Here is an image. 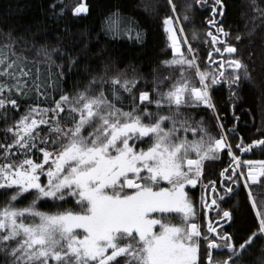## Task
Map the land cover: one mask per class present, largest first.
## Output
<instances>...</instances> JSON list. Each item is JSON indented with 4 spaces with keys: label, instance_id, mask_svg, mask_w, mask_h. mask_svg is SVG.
I'll return each mask as SVG.
<instances>
[{
    "label": "snow or ice",
    "instance_id": "6c2138e0",
    "mask_svg": "<svg viewBox=\"0 0 264 264\" xmlns=\"http://www.w3.org/2000/svg\"><path fill=\"white\" fill-rule=\"evenodd\" d=\"M167 2L173 15H165L162 23L173 55L161 63L170 68L178 66L180 75L166 91L160 90L163 80L157 77L156 98L141 91L139 105L133 95L137 78L117 74L110 78L111 88L106 89V65L104 74L92 75L83 87L74 85L75 94L62 92L51 107L30 104L18 120L7 123L11 109L21 107L20 98H31L35 93L37 98L48 99V81L55 91L65 75L64 71H53V66L63 69L65 65L63 62L57 65L53 59L58 49L36 46L35 32L18 37L11 31L0 32V36L6 37L0 43V119L7 125L3 130L4 142L0 143L3 149L0 189L6 197L0 205V264H253L245 259V253L251 254L257 240L264 241V198L257 199L249 181L258 179L253 170L256 163L260 177H264V161H242L236 152L247 153L256 146L264 150V139L246 143L241 136L240 142L233 144L228 136L237 128L225 127L213 96L214 86L226 81L230 98H235L242 82L251 83L253 78L243 57L236 55L238 45L229 42L231 32L215 18L217 14L225 15L224 0H213V15L207 21L215 29V32L209 29L207 36L211 37L212 45H218L212 50L220 60L216 71L202 68L199 50L186 35H178L184 33V27L177 5L174 0ZM193 3L204 5L207 0ZM252 7L257 14L253 20L264 19V7L257 0H252ZM191 10L193 4L187 6L184 21L190 20ZM64 11L61 8L58 14ZM72 11L78 16L87 13L89 7L79 2ZM125 20L127 25L122 28ZM105 30L113 38L133 31L137 40L146 37L134 18L121 17L119 9L106 18ZM255 30L253 26L248 34ZM198 37L193 29L192 39ZM235 39L242 42L244 34H237ZM18 44L19 52L15 47ZM182 44L187 45V52L182 50ZM32 50L45 57V66L28 59L25 53ZM76 63L77 59L71 57L68 70ZM209 63L216 66L212 52ZM30 65L35 66V72ZM227 68L232 72L220 70ZM194 77L199 78L198 84ZM122 92L133 95L130 110L117 106V102L124 100ZM152 104L156 106L155 112L149 107ZM201 105L216 115L221 129L218 137L209 131L204 118L177 119L183 115L182 107ZM165 106L167 114H162ZM166 121L171 123L170 127H165ZM42 125L47 126L44 134ZM181 131L185 133L183 136ZM189 132L196 138L189 140ZM143 138H147L146 148L137 149L135 143H130L137 140L145 143ZM37 148L42 159L33 158V150ZM225 150L232 161L220 173L226 179L202 186L212 189L211 205L221 209L236 195L239 177H244L243 187L248 189L258 224L242 242H237L236 235L223 228L224 223H235L233 210L223 209L222 216L217 211V219H209L205 229L195 222L198 217L195 200L185 190L186 185L201 183L206 161L219 159ZM18 155L21 158H15ZM245 165L247 174L243 171ZM44 175L47 183L41 179ZM161 181L170 187H161ZM260 182L264 183V179ZM26 194L32 198L20 206ZM66 196L76 198L79 211L53 213L39 207L44 198L63 201ZM201 201L202 207H210L204 196ZM173 214L179 216V223L173 221ZM156 226L158 231L154 230ZM216 252L227 254L216 259ZM258 262L264 264V245Z\"/></svg>",
    "mask_w": 264,
    "mask_h": 264
},
{
    "label": "trees",
    "instance_id": "16d2710c",
    "mask_svg": "<svg viewBox=\"0 0 264 264\" xmlns=\"http://www.w3.org/2000/svg\"><path fill=\"white\" fill-rule=\"evenodd\" d=\"M79 2L87 3L89 11L77 16L72 9ZM174 3L177 5V14L181 18L180 23L184 27V35L182 33H178V35L181 37L186 35L193 47L199 50V62L202 68L216 71L220 60L212 50L218 45H212L211 37L207 36L209 29L215 32V29L207 23L213 15V0H207L204 5L194 4L193 0H174ZM257 3L264 7V0H257ZM189 4H193V10L188 12L190 20L184 21L183 16ZM224 4L226 6L225 15L220 17L217 14L215 18L223 24L226 30L231 32L229 42L238 45L236 55L243 57L253 80L251 83L242 82L235 98H230L228 83L222 81L220 85L214 86L213 96L225 127L229 130L233 127L237 128L234 134L228 136L230 141L233 144H238L240 137L243 136L245 142L250 143L260 136L258 130L264 118V19L253 20L257 14L252 7V0H224ZM61 8H64L65 11L63 14H58ZM117 9L120 10L121 17L134 18L140 28L146 32V37L143 40L136 39L135 31L131 34L125 32L115 38L106 32V18ZM165 15H173L167 0H0V32L11 31L14 37L35 32L36 46L47 45L49 49H58L53 53V59L57 65L61 62L65 65L63 69L53 66V71L57 73L64 71L65 75L61 78V83L55 91L51 87V81H48V99L43 96L37 98L35 93L31 98H20L21 107L18 110L11 109L7 123L18 120L30 104L40 103L41 107H51L54 106V101L59 99L62 92L75 94L74 85L83 87L91 80L92 75L104 74L106 65L108 66L107 82L104 85L106 89L111 88L110 78L112 76L121 74L122 78L125 76L127 78L136 77L137 87L133 94L135 104H140L139 93L141 91H148L151 98L155 99L154 89L157 77L163 80L160 90L166 91L180 75L178 66L170 68L161 63L173 55L162 23ZM126 25V20L121 23L122 28ZM253 26L256 30L249 35ZM193 29H196L199 34L197 40L192 39ZM237 34H244L242 42L236 41ZM5 41L6 37L0 36V43ZM15 47L18 52L21 50L19 44ZM182 49L187 52V45L182 44ZM210 52H212V59L216 60V66L209 63ZM250 53H254V55L250 56ZM25 55L30 61L34 60L42 67L47 63L45 57L37 55L35 50L28 51ZM71 57H75L77 63L69 71L67 64ZM30 67H33L35 72V66L30 65ZM86 68L87 71H85ZM220 70L232 72L230 68ZM194 79L198 84L199 78L194 77ZM233 91H235V86ZM122 95L124 100L122 103L117 102V106L123 107L126 111L130 110L133 106V95H129L127 92H122ZM109 98H112L110 93ZM149 107L153 112L156 111L155 104ZM167 111V106H165L162 114H167ZM180 112L183 115L178 116V120L184 119L185 116H191L194 121L204 118L209 131L215 130L217 137L221 132L216 115L204 106H186L182 107ZM236 117H239V120ZM169 124L171 126L170 122ZM209 125L213 127H209ZM6 126L5 121L0 119V143L4 142L5 133L3 130ZM40 129L42 134L47 132L46 125L40 126ZM7 142H11V134H8ZM137 146L139 149L140 145ZM33 151V158L42 159V153L38 148ZM2 152L3 149L0 148V153ZM258 154L264 159V150L260 149ZM15 158L21 157L18 155ZM231 164V157L226 150L220 154L219 159L206 161L204 175L198 186L200 191H202V185L208 184L209 181H219V178L222 177L221 171L229 168ZM228 175H231V172ZM45 177V175L41 177L44 183H46ZM256 190L257 199L264 198V184L257 185ZM205 192L208 195L209 189ZM31 198L26 194V198L20 201V206L29 203ZM5 199L4 190L0 189V205ZM39 207L42 211L54 213L69 209L77 211L79 205L75 197L66 196L63 201L44 198L39 202ZM223 209L234 211L235 223H226L223 228L229 233H234L237 242H242V238H246L250 234L249 230H255L254 225L258 224L256 211L252 208L248 192L243 187L241 180L236 195L227 200L220 211L223 212ZM262 245H264V241L257 240L250 250L251 254L245 253V259L252 261L253 264H259L258 257L261 255ZM226 254V252H216L215 258L223 259Z\"/></svg>",
    "mask_w": 264,
    "mask_h": 264
},
{
    "label": "flooded vegetation",
    "instance_id": "af4514ba",
    "mask_svg": "<svg viewBox=\"0 0 264 264\" xmlns=\"http://www.w3.org/2000/svg\"><path fill=\"white\" fill-rule=\"evenodd\" d=\"M258 131H259L260 136L258 138H256V139H254V140L263 139L264 138V135H261V132L264 131V118H263L262 124L259 127ZM260 149H261L260 147L256 146V147H254L253 151H250V152H247V153H240L238 151V155L241 156L242 161L264 160L258 154ZM253 169H255L256 173H258L259 166H253ZM243 171L245 172V174H247V172H248L247 165L244 166ZM257 176H258L257 181L254 182V183H250L249 182L250 185H260L261 184V186H262L264 184V183H260L261 177L258 174H257ZM224 179H226V178L220 177L219 181H223ZM243 179H244V177L242 179H240L242 183H244ZM221 187H223L222 184H221ZM207 189H209L208 195L205 192ZM201 190L202 191H200V188L197 186L195 188V191H193L192 194H189V195H190V197H192L195 200V205H198V207L196 208L197 209V213H198V217H197L195 222L202 224V226L206 229L209 219H212L213 221H215L217 219V211L220 212L221 216H222L223 212H221L220 209H217L214 205H211V201H212L213 196H214V193H213L212 189L210 187H208V188L202 187ZM247 192H248V190H247ZM253 193L255 194V191H253ZM202 196L205 197V199H206L208 205H210V207H202L201 206V204H202L201 197ZM224 224H226V223H224Z\"/></svg>",
    "mask_w": 264,
    "mask_h": 264
},
{
    "label": "rangeland",
    "instance_id": "374dc122",
    "mask_svg": "<svg viewBox=\"0 0 264 264\" xmlns=\"http://www.w3.org/2000/svg\"><path fill=\"white\" fill-rule=\"evenodd\" d=\"M179 26L180 25H177V27L179 28ZM183 35H184V33H182ZM181 47H182V45H181ZM183 50V49H182ZM202 106V105H201ZM165 127H170V124H169V122L168 121H166L165 122ZM208 127V126H207ZM209 127H213V126H210L209 125ZM89 131H91V129H89ZM214 136H216L215 135V130L214 131H210ZM87 133H85V135H86ZM185 133H183L182 131L180 132V135L181 136H183ZM188 139L189 140H192V139H195L196 137H194L192 134H191V132H189L188 134ZM144 140H145V143H141L140 141H132L133 143H136L135 145H136V147H137V149H138V144L140 145V147L139 148H146L147 146H148V142H147V138H143ZM228 139H229V137H228ZM230 140V139H229ZM131 141H130V143H132ZM238 155V154H237ZM193 158H195V155L193 154ZM210 160V159H209ZM238 172L240 171L239 169L237 170ZM258 175H259V169H258V173H257ZM46 176V175H45ZM260 176V175H259ZM46 178V183H47V176L45 177ZM243 178V176H240V179H242ZM262 178V177H261ZM244 180V179H243ZM244 182V181H243ZM200 185V183H198L196 186H192V185H186L185 186V190L186 191H188L189 192V194H192V192L193 191H195V188L197 187V186H199ZM160 186L161 187H170V185H168L167 184V182L166 181H161V183H160ZM251 189H252V191H257L256 189H257V185H251ZM248 190V189H247ZM192 198V197H191ZM198 207V205H196V208ZM80 210V207L78 208V210L77 211H79ZM256 211V210H255ZM172 219H173V221L174 222H177V223H179V221H180V218H179V216L178 215H175V214H173L172 215ZM154 230H159V226H156V228L154 229ZM78 232H80V233H82L83 232V230H77Z\"/></svg>",
    "mask_w": 264,
    "mask_h": 264
},
{
    "label": "water",
    "instance_id": "95a60500",
    "mask_svg": "<svg viewBox=\"0 0 264 264\" xmlns=\"http://www.w3.org/2000/svg\"><path fill=\"white\" fill-rule=\"evenodd\" d=\"M264 139V138H263ZM260 161H264V160H257V161H254V162H260ZM253 166H259V164L258 163H256V164H254ZM254 170V172H256V170L255 169H253ZM250 183H254V182H252V181H249Z\"/></svg>",
    "mask_w": 264,
    "mask_h": 264
}]
</instances>
